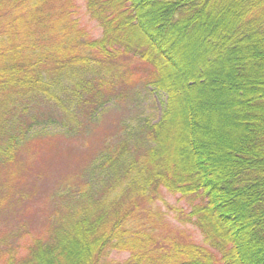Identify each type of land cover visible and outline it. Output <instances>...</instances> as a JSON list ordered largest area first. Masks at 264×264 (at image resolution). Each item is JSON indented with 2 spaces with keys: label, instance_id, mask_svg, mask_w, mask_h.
I'll return each mask as SVG.
<instances>
[{
  "label": "trees",
  "instance_id": "1",
  "mask_svg": "<svg viewBox=\"0 0 264 264\" xmlns=\"http://www.w3.org/2000/svg\"><path fill=\"white\" fill-rule=\"evenodd\" d=\"M83 6L99 35L79 0H0V212L19 214L0 231V264H264V0ZM145 90L164 92L159 119L116 121L80 180L47 200L16 186L34 158L70 156V135ZM31 198L38 216L21 215Z\"/></svg>",
  "mask_w": 264,
  "mask_h": 264
},
{
  "label": "rangeland",
  "instance_id": "2",
  "mask_svg": "<svg viewBox=\"0 0 264 264\" xmlns=\"http://www.w3.org/2000/svg\"><path fill=\"white\" fill-rule=\"evenodd\" d=\"M79 16L80 20L83 25L88 26L89 28H92V34L93 35H99V27L96 25V23L89 17V15L86 13L85 7L83 6V0H79ZM138 88V87H137ZM152 89V88H151ZM146 92H142L138 96V92L134 94V92H130L129 95L131 98L127 101H124L120 104H107L103 110H108L103 116H101V113L103 110L99 111V113L96 115V118L94 119L93 116L89 120L88 126H93L94 131L90 130V135L87 136V134H83L79 136V139L76 138V135H70L71 141L68 140L69 144H71L73 147V153L70 156H66L65 154L61 153L64 150H69L66 145L61 149L59 153V156H56L52 160L49 159L52 157V155H42L43 160H40L39 158H34L32 160V167L27 172H23V176L20 181L15 182L17 187H21L22 189H25L27 191L35 190L37 192L43 193L42 199H46V197L50 196L54 192V188L61 184L63 180H70L74 178L81 179V175H79V170L83 161L90 157H95L100 145V140L104 136H108L114 131L116 128H119L121 125L117 124L116 121L118 120H127L129 116H132L135 114L139 117H148L152 121H157L161 115V109L165 102V95L164 92L160 90H152ZM198 104H207L210 103L208 100L206 101H196ZM124 106H127V108H124ZM132 106H138L135 111L133 112ZM133 112V113H132ZM115 121V124H111V122ZM187 123V122H186ZM215 121L211 122L209 121V129H214ZM110 127L111 131H109L107 134H103V130L106 128V126ZM108 127V128H109ZM36 131H60L62 130L57 125H40L35 127ZM75 140V141H74ZM217 141H220L221 138L215 139ZM62 146V145H61ZM61 146L59 148H61ZM51 151H55L50 149ZM65 156V157H60ZM42 158V157H41ZM91 160V159H90ZM78 167V168H77ZM39 170L43 171L40 172ZM84 171V167H83ZM15 187L12 186V193L7 197V199L13 198V191ZM166 200H169V203L172 205H177L176 202V196H166ZM46 204V203H45ZM37 205V202L35 199L31 198V200L27 202H23V207L25 208V211L23 209L21 210L24 214H34V209ZM157 205L160 207L161 210H159L164 217L166 218L165 214H167L168 222L170 224L178 225L176 221L174 220V211L170 209L169 207L165 206L164 202L157 203ZM26 207H28L26 209ZM28 210L29 212H26ZM36 210V209H35ZM20 212V210H18ZM19 215V214H18ZM17 213L13 219L8 220L9 215L6 213V209L2 210L0 212V231H5L7 228L11 227V224L13 220L18 217ZM38 216V215H37ZM4 220H8L7 222H3ZM186 228L185 225H182ZM189 229H187L190 232L191 237L194 241L199 242L201 240V233L199 230L193 226L188 225ZM127 253L123 252H116L113 251L110 254L111 260H122L125 257H127Z\"/></svg>",
  "mask_w": 264,
  "mask_h": 264
}]
</instances>
